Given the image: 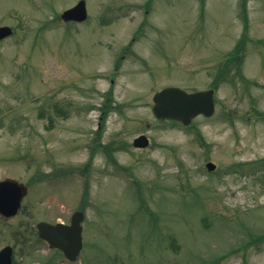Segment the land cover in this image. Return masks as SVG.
Wrapping results in <instances>:
<instances>
[{
  "label": "rangeland",
  "instance_id": "1",
  "mask_svg": "<svg viewBox=\"0 0 264 264\" xmlns=\"http://www.w3.org/2000/svg\"><path fill=\"white\" fill-rule=\"evenodd\" d=\"M78 1L0 0V181L27 187L0 249L14 264H264V0H84L86 21L63 23ZM167 87L213 89V116L156 120ZM75 211L68 263L33 228Z\"/></svg>",
  "mask_w": 264,
  "mask_h": 264
},
{
  "label": "water",
  "instance_id": "2",
  "mask_svg": "<svg viewBox=\"0 0 264 264\" xmlns=\"http://www.w3.org/2000/svg\"><path fill=\"white\" fill-rule=\"evenodd\" d=\"M64 21L81 22L86 18L84 1H79L74 7L66 10L61 15ZM12 33L8 27H0V40ZM152 114L160 120H176L188 125L192 118L198 115L211 116L214 112L213 90L188 94L178 88H165L153 96ZM134 147L145 148L148 140L140 136L133 141ZM209 171L214 170L212 163H207ZM26 195V187L12 181L0 182V214L11 217L16 214L22 198ZM82 213H74L69 225L39 223L37 228L40 237L48 241L50 246L60 249L70 261H75L79 254L81 241ZM12 250L5 247L0 250V264H11Z\"/></svg>",
  "mask_w": 264,
  "mask_h": 264
},
{
  "label": "trees",
  "instance_id": "3",
  "mask_svg": "<svg viewBox=\"0 0 264 264\" xmlns=\"http://www.w3.org/2000/svg\"><path fill=\"white\" fill-rule=\"evenodd\" d=\"M244 9H245V8L243 7V11H244ZM242 38H243V37H242ZM240 46H241V44H239V45L237 46L236 49L240 48ZM236 49H234V52L237 51ZM228 57H229V58L234 57V58L227 59V60L225 61V63H227V62H228V63H236V67L239 66V63H240L239 60L241 61V57L237 56L236 53H235V55H233V56L229 55ZM227 74H228V71H227V65H226L225 67L221 68V69L219 70V72H218V76H227ZM217 79H219V78H217ZM215 81H217V80L215 79ZM214 85H215V87H216V84H214ZM258 239H260V238L254 239V238L251 237V240H250L249 242H247L246 246H250V245H252V244L255 243Z\"/></svg>",
  "mask_w": 264,
  "mask_h": 264
}]
</instances>
